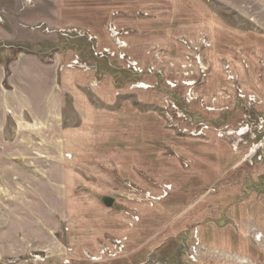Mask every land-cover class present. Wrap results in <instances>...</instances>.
<instances>
[{
	"label": "rangeland",
	"instance_id": "rangeland-1",
	"mask_svg": "<svg viewBox=\"0 0 264 264\" xmlns=\"http://www.w3.org/2000/svg\"><path fill=\"white\" fill-rule=\"evenodd\" d=\"M15 1L0 264H264V0Z\"/></svg>",
	"mask_w": 264,
	"mask_h": 264
},
{
	"label": "crops",
	"instance_id": "crops-1",
	"mask_svg": "<svg viewBox=\"0 0 264 264\" xmlns=\"http://www.w3.org/2000/svg\"><path fill=\"white\" fill-rule=\"evenodd\" d=\"M16 1H18V0H16ZM15 1V2H16ZM55 116V115H54ZM50 123H53V125H55V124H57V127H58V120L57 119H55L53 122H50ZM51 125V124H50ZM59 129H60V127H59ZM55 137H56V139L58 138L57 137V134L55 135ZM41 148H43V149H45V144H43L42 146H40ZM62 148V147H61ZM64 149V148H63ZM27 150V149H26ZM48 150H51V147L48 149ZM55 153L58 151H60L61 152V149H60V147H58V148H54V150H53ZM27 152H32V151H27ZM53 153V152H52ZM47 154H49V153H47ZM9 166H11V164H9ZM24 185V187L25 188H29V186H27V185H25V184H23ZM45 189H46V187H45ZM52 194V193H51ZM47 192H46V190H44V191H42V194H40V196H39V200H38V202L40 203H43V206L44 207H47V202H48V199H47ZM104 198V197H103ZM102 198V199H103ZM102 199H101V203H102ZM114 202V201H113ZM40 203V204H41ZM40 204H38V206H40ZM105 206V205H104ZM106 207V206H105ZM108 208V207H107ZM53 209V208H52ZM30 218H32V217H30Z\"/></svg>",
	"mask_w": 264,
	"mask_h": 264
},
{
	"label": "water",
	"instance_id": "water-1",
	"mask_svg": "<svg viewBox=\"0 0 264 264\" xmlns=\"http://www.w3.org/2000/svg\"><path fill=\"white\" fill-rule=\"evenodd\" d=\"M102 204L109 208V207H111L112 204H113V199L110 198V197H104V198L102 199Z\"/></svg>",
	"mask_w": 264,
	"mask_h": 264
}]
</instances>
